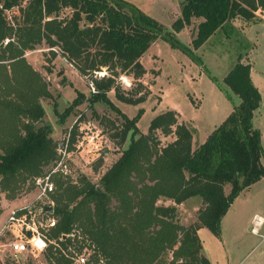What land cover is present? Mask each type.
<instances>
[{
    "label": "trees",
    "instance_id": "1",
    "mask_svg": "<svg viewBox=\"0 0 264 264\" xmlns=\"http://www.w3.org/2000/svg\"><path fill=\"white\" fill-rule=\"evenodd\" d=\"M178 2L181 15L167 29L128 0H0V194L16 199L33 189L57 159L51 128L36 129L45 113L41 100L53 96L50 83L27 60V51L46 43L51 60L60 53L94 85L93 101L117 109L108 96L113 90L125 103L147 100L151 91L141 81L147 73L141 59L156 40L201 63L194 50L219 29L238 17L254 20L257 11H264V0ZM195 18L201 20L191 44H185L177 33ZM12 36L16 39L4 45ZM122 75L132 76L137 87L122 90ZM211 77L240 102L198 146L194 129L174 109L155 116L148 132H142L140 108L133 118L122 113L124 123L114 125L118 145L132 130L130 143L98 182L84 174L54 176L56 189L46 201L53 202L57 222L48 231L53 242L43 253L45 264H76L75 253L84 250L90 251L88 264H212L198 230L221 235L222 219L235 198L264 176V148L253 122L262 94L252 81L251 63L239 56L223 85ZM80 96L74 105L82 102ZM158 132L174 139L162 145ZM195 196L203 207L197 223L187 226L178 218V205Z\"/></svg>",
    "mask_w": 264,
    "mask_h": 264
},
{
    "label": "rangeland",
    "instance_id": "2",
    "mask_svg": "<svg viewBox=\"0 0 264 264\" xmlns=\"http://www.w3.org/2000/svg\"><path fill=\"white\" fill-rule=\"evenodd\" d=\"M165 4L169 10L175 9V5L170 0H158L154 5L153 14L149 15L167 29H171L173 19L168 11L165 12L160 8ZM68 12L69 10H65L64 14ZM197 23L198 21L195 20L190 26L191 31ZM184 28L179 31L178 37L183 43L188 44L190 35ZM12 37L16 39L15 36ZM27 52V60L46 77L53 94L51 98L41 100L45 110L42 118L44 126L51 128V135L57 142L78 124L72 140L74 145L80 146L72 154L75 178L84 174L92 181L98 182L101 174L120 156L121 151L128 147L132 130L122 146L118 145V140L112 137L116 131L114 125H121L125 121L122 113L133 118L137 116L139 109L143 108L137 125L142 132L146 133L155 116L174 109L179 112L180 119L194 129V146L204 142L230 114L234 105L240 102L239 96L227 89L231 97L228 96L211 76L223 85L224 77L239 56H242L243 61L251 63L252 81L262 94L261 105L255 111L253 122L254 126L261 130L264 148V11L262 10L257 11V17L254 20H246L242 17L231 20L200 48L194 50L201 63L182 50L171 47L165 40H156L143 55L142 60L147 73L141 81L151 91L147 100L138 105L125 103L116 97L113 90L108 93V96L118 110L105 101H93L91 98L93 91L89 80L81 76L60 53L51 60L50 48L46 43ZM101 72L106 73L104 70ZM100 75L103 76L101 73ZM118 83L121 89L127 92L137 87V80L132 76L122 75ZM80 94L84 95L79 97L82 102L74 105V100ZM73 131L74 129L72 133ZM158 135L162 145L174 139L173 134L165 136L158 132ZM104 148L109 149L108 154L101 153ZM254 187L251 197L257 198V195H260L262 202L258 205L252 203L253 200L249 203L239 201L233 205L227 218L229 225L227 224L224 228L226 246L219 239L220 236H216L208 228L201 227L198 230L205 245L206 254L213 264H238L245 256L249 262L264 264V226L262 227L264 221L258 226L260 233H252L247 226L249 212L252 215L257 213L253 218L254 225H258L257 220L260 216H264V181ZM27 191H23L16 199L7 198L5 193L0 194L3 209L0 215V226L13 206L24 203L36 204L40 200V190L37 187ZM229 191L228 185L226 192ZM160 203L172 204L173 202L161 200ZM202 207L203 203L198 196L179 204L180 222L187 226L197 223L199 209ZM260 242L262 247L257 250ZM3 256H5V248L0 245V257ZM10 259L14 264L46 263L43 254L19 255Z\"/></svg>",
    "mask_w": 264,
    "mask_h": 264
},
{
    "label": "built area",
    "instance_id": "3",
    "mask_svg": "<svg viewBox=\"0 0 264 264\" xmlns=\"http://www.w3.org/2000/svg\"><path fill=\"white\" fill-rule=\"evenodd\" d=\"M11 41H14L13 37H6L3 40V44L7 45ZM100 73L105 74L104 72ZM90 86L92 91L95 92L94 85L90 83ZM72 140L71 129L56 142L57 159L53 163L51 170L44 176L36 178L35 187L40 190V200L36 204H20L9 211L6 221L0 228V242L2 241L0 245L5 248V256L0 257V264H14L10 258L14 259L19 255H42L49 244L53 242L48 237V231L56 226L57 220L50 212L46 211V207H53V202L49 204L46 200L49 194L56 189L54 176L75 179L72 167V154L80 146L79 144L74 145ZM39 202L43 204L39 205ZM260 219L257 220V224H259ZM254 230L256 231V228ZM73 258L76 264H88L90 251L84 250L81 253H75Z\"/></svg>",
    "mask_w": 264,
    "mask_h": 264
},
{
    "label": "crops",
    "instance_id": "4",
    "mask_svg": "<svg viewBox=\"0 0 264 264\" xmlns=\"http://www.w3.org/2000/svg\"><path fill=\"white\" fill-rule=\"evenodd\" d=\"M128 1H130V2H132V3H134V4H136L140 9H142L146 14H153V10L155 9V3L158 1V0H128ZM171 1V3L173 2V4L175 5V9H172V10H169V7L167 6V4H165L164 6H162V7H160V8H162L165 12H167L168 11V14L171 16V18L173 19V21H175L177 18H179L180 17V15H181V9H180V5H179V2H178V0H170ZM195 20L196 21H198V23H199V21L201 20V19H197V18H195L194 19V22H195ZM193 22V23H194ZM194 27H196L195 25H194ZM184 29H187L188 31H189V35H190V41H189V43L188 44H191V42H192V34H193V31H191L190 30V26H186ZM193 30H194V28H193ZM182 31V30H181ZM177 35H179V32L177 33ZM29 52H31V51H29ZM28 53V52H27ZM26 53V54H27ZM144 57V56H143ZM143 57H142V59L141 60H143ZM143 62V61H142ZM71 65V64H70ZM223 122V121H222ZM221 122V123H222ZM264 181V176H263V178L262 179H260L259 181H257V182H255L254 184H252L251 186H249V187H247V188H245L236 198H235V200H234V202L231 204V206H230V208H229V210H228V212L226 213V215L223 217V219H222V222H221V235H220V237H219V239L221 240V242H223V244L226 246V243H224V228L226 227V225L228 224V222H229V220L227 219L228 218V216H229V214H230V212H231V210H232V207H233V205H235L236 204V202H239V201H247V203H249L251 200H253L252 201V203H256V204H260L261 202H262V198H261V196L260 195H257V198H252L251 197V192H252V188H255L254 186H256L258 183H260V182H263ZM14 207H16V206H13L12 208H14ZM11 208V209H12ZM10 209V210H11ZM9 214V213H8ZM255 215H257V213H254L253 215L251 214V212H249L248 213V215H247V217H248V228L252 231V233H260V231L261 230H259L258 228V226H259V224L258 225H254L253 224V218H254V216ZM8 216V215H7ZM7 216H6V218H7ZM6 218L3 220V222L1 223V226L4 224V222L6 221ZM260 218L262 219V221H264V216L262 217V216H260ZM259 223V222H258ZM229 225V224H228ZM260 225H261V223H260ZM1 226H0V228H1ZM264 226V224L262 225V227ZM254 228H256V231L254 230ZM247 240V239H246ZM261 243V242H260ZM258 244L257 245V250L258 249H260L261 247H262V243L261 244ZM251 244V243H250ZM255 249V248H254ZM253 249V250H254ZM203 253L209 258V256L206 254V251H205V245H204V243H203ZM210 260H211V258H209ZM249 259H247V256H245L244 258H242L240 261H239V263L238 264H254L253 262H249L248 261ZM211 263L213 264V261H211Z\"/></svg>",
    "mask_w": 264,
    "mask_h": 264
},
{
    "label": "water",
    "instance_id": "5",
    "mask_svg": "<svg viewBox=\"0 0 264 264\" xmlns=\"http://www.w3.org/2000/svg\"><path fill=\"white\" fill-rule=\"evenodd\" d=\"M44 125H45L44 121L41 120V121H39V122L36 124V129H38V128L44 126ZM108 152H109V149H108V148H104V149L101 151L102 154H108ZM46 211L51 213V212L53 211V207H52V206H48V207H46Z\"/></svg>",
    "mask_w": 264,
    "mask_h": 264
},
{
    "label": "bare ground",
    "instance_id": "6",
    "mask_svg": "<svg viewBox=\"0 0 264 264\" xmlns=\"http://www.w3.org/2000/svg\"><path fill=\"white\" fill-rule=\"evenodd\" d=\"M262 223V219L259 220V224Z\"/></svg>",
    "mask_w": 264,
    "mask_h": 264
},
{
    "label": "clouds",
    "instance_id": "7",
    "mask_svg": "<svg viewBox=\"0 0 264 264\" xmlns=\"http://www.w3.org/2000/svg\"><path fill=\"white\" fill-rule=\"evenodd\" d=\"M125 83H127V80H125Z\"/></svg>",
    "mask_w": 264,
    "mask_h": 264
}]
</instances>
